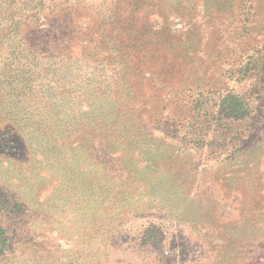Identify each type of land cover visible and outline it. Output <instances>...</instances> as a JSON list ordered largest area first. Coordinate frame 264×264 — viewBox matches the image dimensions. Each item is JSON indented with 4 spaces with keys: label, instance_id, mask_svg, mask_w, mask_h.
Segmentation results:
<instances>
[{
    "label": "rangeland",
    "instance_id": "obj_1",
    "mask_svg": "<svg viewBox=\"0 0 264 264\" xmlns=\"http://www.w3.org/2000/svg\"><path fill=\"white\" fill-rule=\"evenodd\" d=\"M0 264H264V0H0Z\"/></svg>",
    "mask_w": 264,
    "mask_h": 264
},
{
    "label": "trees",
    "instance_id": "obj_2",
    "mask_svg": "<svg viewBox=\"0 0 264 264\" xmlns=\"http://www.w3.org/2000/svg\"><path fill=\"white\" fill-rule=\"evenodd\" d=\"M4 237H3V232L0 230V240H3Z\"/></svg>",
    "mask_w": 264,
    "mask_h": 264
}]
</instances>
